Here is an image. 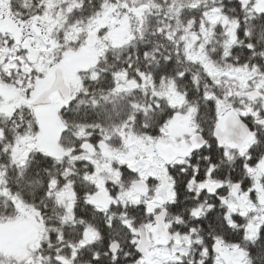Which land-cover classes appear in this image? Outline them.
Instances as JSON below:
<instances>
[{
    "label": "snow or ice",
    "instance_id": "snow-or-ice-1",
    "mask_svg": "<svg viewBox=\"0 0 264 264\" xmlns=\"http://www.w3.org/2000/svg\"><path fill=\"white\" fill-rule=\"evenodd\" d=\"M0 264H264V0H0Z\"/></svg>",
    "mask_w": 264,
    "mask_h": 264
}]
</instances>
